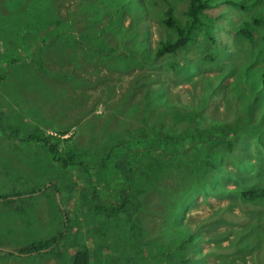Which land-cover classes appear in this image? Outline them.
I'll return each instance as SVG.
<instances>
[{
	"label": "rangeland",
	"instance_id": "obj_1",
	"mask_svg": "<svg viewBox=\"0 0 264 264\" xmlns=\"http://www.w3.org/2000/svg\"><path fill=\"white\" fill-rule=\"evenodd\" d=\"M100 1L110 2V9L93 13L101 18L98 25L72 35L80 53L83 48L91 52L99 43L89 42L87 36L102 31V45L106 41L115 52L97 59L90 54L84 57L87 61H75L79 52L74 56L71 49H56L54 39L36 45L22 39L24 23L4 40L9 27L0 12V51L6 48L0 57V197L19 195L0 198V264H73L75 250L83 249L90 264L101 252L124 260L111 264H156V254L148 256L139 242L144 237L135 229L136 220L131 238L134 219L127 214L143 203L148 205L138 222L149 231L148 242L161 243L157 255L162 251L173 256L175 264H264V197L249 194L264 189V28H256L255 40L236 36L238 29L264 13V0H205L208 8L198 17L203 31H193L201 40L195 38L153 61L159 41L176 39L162 23V13L171 7L182 22L187 1L129 0L122 12L113 9V0H51L64 20L88 19L90 7ZM139 10L143 17L138 21L134 17ZM111 14L115 21L108 26ZM141 46L150 51L145 66L132 52ZM126 47L134 55L127 54L123 61L120 53H130ZM112 55L122 61H111ZM8 61L15 63L6 68ZM193 110L211 124L235 130L233 148L220 150L221 157L211 156L207 169L186 156L179 170L167 165V158L131 148L149 189L141 190L136 183L131 190L136 198H127L121 175L113 171L121 151L104 160L108 147L118 140L131 146L139 142L134 131L146 127L141 119L165 126L168 116ZM63 131L69 133L64 138L72 139L60 141L62 152L55 155L56 133ZM228 133L230 141L234 133ZM53 134L41 138L50 148L29 138ZM67 152L88 172L77 165L63 167ZM102 167L106 180L98 170ZM120 195L126 198L125 213L112 219L106 218L110 210L95 212L97 206H114ZM66 217L75 227L64 244L74 246L63 247L59 240L49 254L18 255L34 242L64 233ZM101 231L107 236L103 242L97 237Z\"/></svg>",
	"mask_w": 264,
	"mask_h": 264
},
{
	"label": "trees",
	"instance_id": "obj_2",
	"mask_svg": "<svg viewBox=\"0 0 264 264\" xmlns=\"http://www.w3.org/2000/svg\"><path fill=\"white\" fill-rule=\"evenodd\" d=\"M165 2L167 0H164ZM187 6L185 9V18L186 20L180 22L177 19L174 18V10L169 7L167 8L162 14L164 18V21L162 22L165 27L168 28L171 32H173L176 35V39L173 41H170L172 38H169L167 41H159L158 45L156 46L154 50V55L152 57V61L160 59L166 54L175 53L178 49L184 48L189 43L194 42L195 38L198 40H201V36L196 35V37L193 36V31H203V28L199 21V16H202L205 10L208 8V4L205 2V0H186ZM131 4L129 0H118L115 2L113 0L112 6L113 9L116 8L123 10L127 7L126 6ZM75 7V5H73ZM137 7V6H136ZM139 8V7H138ZM69 9V7H68ZM109 10L110 9V2L106 1H100L98 4L93 5L89 9V15H87L88 19L81 17L80 19L76 20L73 19V17L67 18V20H64L59 14L57 15L55 4L54 2H51V0H17L15 3L9 8V13L12 14L11 22L7 24L6 26L9 27V33L4 37V40H10V38L15 34V27L19 26L20 24L24 23L26 26V32L23 33L24 36L22 37L25 39H30L33 37V39L38 38L40 35L46 36L42 38L43 42H52L54 39L53 46L56 47V49L61 50L65 52L68 49H71L73 55L76 52H79L77 56H75V61H87L84 57H87L88 55L92 54L94 57L99 58L98 55H101L105 53L107 56L111 53L115 52V49L108 46L107 42L105 41L106 46L102 45V42L104 41L101 39V36L104 34L102 31H95L93 35L89 34L87 36V40L89 42L94 43L95 41L99 44H96V46H92L93 51L88 52L84 48L81 50L79 46H77V41L75 37L72 35V32L74 30H80L84 29L85 27L89 28H95L98 23L100 22L101 18H96L97 16H94V12L102 11V10ZM130 12V10H128ZM121 13V11H120ZM21 15H25L26 18L22 19L20 18ZM113 14L109 15L110 17ZM119 17L121 18V14H119ZM143 14L139 10L137 14L135 15V20H142ZM107 19L108 26L112 21H115V19ZM121 19H117L119 21ZM264 28V13L261 16L255 17L253 22L246 23L242 28L238 29L236 31V36H242L243 38H248L251 40L256 39L257 30L256 28ZM108 29H111L108 27ZM119 32V30H117ZM203 37H207L206 33H203ZM264 41V36H263ZM119 42V41H118ZM127 48V47H126ZM124 48V49H126ZM127 51L130 53H120V57L123 59V61H126L127 54L134 55L131 53L129 48H127ZM132 52H136V55H140V61H142V65H148L150 61H148L151 57L149 56L150 51L149 48H144L143 46L137 48L134 47ZM117 55V53H116ZM210 61H214L213 57L209 58ZM100 61V60H99ZM111 61H122L120 58L112 55ZM264 61V58H263ZM13 62V61H9ZM61 65V64H59ZM1 66V65H0ZM63 66V65H61ZM118 69H120V65L118 66ZM129 68H127L125 71H128ZM187 72V71H186ZM186 72L180 73L181 75L185 76ZM264 75V72H263ZM63 77H66L65 74L62 75ZM141 78H144L141 76ZM186 80V79H184ZM187 82H191V80L187 79ZM156 92V91H155ZM160 94V93H159ZM181 114L168 116L166 118L168 123H166L165 126L161 125L159 127L154 126L155 121H152L149 125L147 124L146 118L141 119L140 121H143L144 126L146 127H139L135 128V133L138 135L139 142H135V145H130V143L127 145L125 142H120L119 140L117 142L112 143L108 147V151L104 154V160H109L113 158L118 151H121L119 161L116 164L114 171V174L118 173L121 175L123 180V194L129 198V199H135V197L131 196V190L135 187V184L138 183V186L141 190L149 189L147 185V179L143 172L139 171L137 169V161L139 156L132 157L133 152L135 149L143 150V153L145 156H155L158 158H167L168 161H164L167 165L171 166L172 168H176V170H179L184 163V158L186 156H193L196 159L200 160L202 169H207L208 166L205 164L210 165V158L213 155H219V151L222 149H226V151H229L233 148L234 144V137L236 136V131L229 128H222L219 127L217 124H211L208 122L198 110H193L191 112H180ZM139 121V120H138ZM150 124L152 126H150ZM126 131V130H125ZM228 131L233 132V139L229 141V137H231V133H228ZM58 135L56 139V143L53 145V154L56 155V152H60L59 149L60 141L63 142H70L72 139V136L67 137L66 139L62 140L61 138L64 136H67L69 133L67 131L63 132H57ZM129 134V132H127ZM25 136V135H24ZM27 137V135L25 136ZM51 136L48 135V137H44L43 135H37V136H29L31 139L41 140L44 142L46 146L49 148L51 147V144L46 142L45 140H42L41 138H50ZM134 137V136H133ZM132 137V138H133ZM61 139V140H58ZM229 141V142H228ZM227 142V143H226ZM233 142V143H232ZM224 146V147H223ZM124 148H127L124 150ZM130 148V151L128 150ZM131 148H134V150ZM128 150V151H127ZM127 151V152H126ZM62 152V151H61ZM132 153V155L130 154ZM67 158L68 163L65 161L62 162V166L66 167L69 164L71 165H77L80 166V168H84L88 172V168L86 165L83 164V162H76L75 155L71 152H67ZM122 154H125L122 158ZM224 154H220L219 156H223ZM80 154L78 153V159ZM141 156V155H140ZM53 158L56 160L55 156ZM175 159L174 161H172ZM159 162H163L159 159ZM214 168V166H211ZM101 172V175L104 180H106V172L104 171V168L98 169ZM120 180V181H121ZM129 184V189L125 188V185ZM140 194V193H138ZM143 194V193H141ZM250 196L253 197H264V189L257 190L255 192L249 193ZM123 195L118 196L117 203L111 207V205H107V208L97 206L95 207V212H101L99 208L110 210L109 214L106 215V218H112L114 219L115 216L119 215L120 213H125L126 208H124L123 204L126 202V198ZM9 196L0 197L1 199H6ZM143 205V209L141 206ZM141 206L132 208V212L127 214L128 217L132 218L134 220L132 221V224L130 226L131 229V238L133 239L135 235L132 233V229L134 228V223L136 220L135 229L139 230V232L142 234L144 238L140 239L139 242L142 244V246L147 250V255L150 256L156 254L158 257V262L156 264H175V258L170 255L163 254L161 251L160 255H157L156 248H159L161 250V243L158 244H152L150 241L148 242V239L146 238L149 235V231L138 222V219L143 216V214L146 212L144 209L147 207L148 204H142ZM149 213V212H148ZM140 221V220H139ZM99 226H102L101 221L99 220ZM106 226V224L104 225ZM66 227V224H65ZM67 228L65 229L64 233H60L59 235L55 237H51L49 239H45L42 241H37L32 243L30 246L25 247L24 249L19 250V255L22 254H43L40 251L41 250H47V249H54L57 243H59V240L63 242L67 238L66 234ZM97 237L103 242L107 239V236H104L102 234V231L97 235ZM107 243V242H106ZM106 245V244H104ZM107 245L104 248V251L106 249ZM103 251V250H102ZM144 252V250H143ZM46 253H51L49 251H46ZM115 253V250H114ZM145 256V254H144ZM180 256V255H179ZM183 258L182 256H180ZM95 261L93 264H111L112 261H119L120 259L115 256H104V254L101 252V256H95ZM101 259V261H100ZM167 259H170V261H167ZM132 259L126 258V261H131ZM124 261V260H120ZM90 258L89 254L85 249L83 250H77L73 254L72 263L73 264H90ZM145 262V259L143 260V263ZM178 263L185 264V260L178 261ZM92 264V263H91Z\"/></svg>",
	"mask_w": 264,
	"mask_h": 264
},
{
	"label": "clouds",
	"instance_id": "obj_3",
	"mask_svg": "<svg viewBox=\"0 0 264 264\" xmlns=\"http://www.w3.org/2000/svg\"><path fill=\"white\" fill-rule=\"evenodd\" d=\"M14 3H12L11 2V0H2V2H1V7H0V12H1V14H3L5 17L2 19V21H3V24L6 26L7 24H9L10 22H11V18H12V14H10L9 13V8L13 5ZM44 37H46V36H42V35H40L38 38H35V39H33V37L32 38H30V40H28L27 42H35V45H36V43L38 42V41H41V43L43 44H46V43H48V42H43V40H42V38H44ZM26 42V43H27ZM20 47H22V46H20ZM30 48V47H29ZM5 49L6 48H1V51H0V57H2V56H4V52H5ZM15 63V61H13V62H9L8 61V64H6L5 66H6V68H9V65H12V64H14ZM0 68L1 67H3V64H2V61H0ZM50 136H55V134H53V135H50ZM65 137V136H64ZM17 197V196H19L18 194H15V195H13V196H9V197ZM9 197H7V198H9ZM7 198L6 199H3V200H7ZM66 224V227L64 226V228H63V231H65V229L67 228V231H66V234H67V238H68V236L69 235H72L71 234V230L75 227V226H73V228L71 227V225L69 224V221H67L66 220V222L64 223V225ZM66 238V239H67ZM65 239V240H66ZM64 240V241H65ZM64 241L63 242H61V245L63 244V247H66V248H68V247H72V246H74V244L73 243H68V244H64ZM60 244H57L54 248H56L57 246H59ZM52 250L53 249H47V250H41L40 252L41 253H46V251H49V252H52ZM75 251H77V250H75ZM32 254H35V253H31V254H22L23 256L24 255H26V256H29V255H32ZM36 255V254H35Z\"/></svg>",
	"mask_w": 264,
	"mask_h": 264
},
{
	"label": "crops",
	"instance_id": "obj_4",
	"mask_svg": "<svg viewBox=\"0 0 264 264\" xmlns=\"http://www.w3.org/2000/svg\"><path fill=\"white\" fill-rule=\"evenodd\" d=\"M74 67H75V66H74ZM78 67H79V65H78ZM67 136H68V135H67ZM61 139L64 140V139H66V138L62 137ZM66 219H67V217L65 218V222H66ZM69 224L72 225V224H74V223H70V222H69ZM18 255H19V254H18ZM19 256H23V255H19ZM29 256H32V255H29Z\"/></svg>",
	"mask_w": 264,
	"mask_h": 264
}]
</instances>
